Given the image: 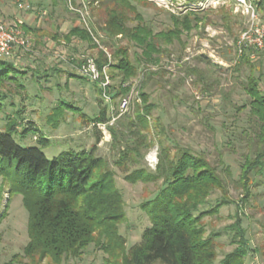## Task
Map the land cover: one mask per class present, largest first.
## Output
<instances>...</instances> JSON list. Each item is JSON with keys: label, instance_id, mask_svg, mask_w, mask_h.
Listing matches in <instances>:
<instances>
[{"label": "trees", "instance_id": "obj_1", "mask_svg": "<svg viewBox=\"0 0 264 264\" xmlns=\"http://www.w3.org/2000/svg\"><path fill=\"white\" fill-rule=\"evenodd\" d=\"M102 1L108 8L100 41L105 46L110 43V59L98 49L95 63L100 72L107 66L111 80L107 93L112 100L129 92L126 83L139 74L141 66L159 63L160 43L179 42L183 33L190 32L202 21L198 14L188 13L182 17L170 14L172 27L153 33L133 5L147 4L149 0ZM257 5L264 17V0ZM50 37L57 43H69L76 38L90 48H97L84 26L76 25L65 34L57 32ZM120 39L140 51H134L130 57L128 45L120 44ZM262 51L264 54V47L261 50L246 48L235 58L236 70L240 64L248 67L242 89L248 97L249 112L258 123L255 149L251 156L245 157L237 180V188L242 192L241 205L252 196L251 175H261L264 170V71L259 61ZM200 58L209 60L203 55ZM82 62L78 60L75 64ZM142 74H145V81L154 75L148 70ZM70 76L85 79L78 74ZM25 77V71L0 58V107L9 96H18L22 102V93L26 92L22 83ZM12 84L15 89H11ZM96 91L101 94L99 87ZM140 96L142 102L136 106L132 118H118L108 126L111 148L116 151L113 164L121 171L123 179L131 184L160 183L154 196L140 205L149 219V226L144 228L140 240L130 247L119 232L126 213L123 196L116 185V173L97 154L99 131H95V141L88 148H70L49 160L42 152L49 145V139L32 122L18 131L22 108L15 112L16 117L7 118L5 128L0 131V223L7 216L12 200L20 196L27 213L28 241L22 249L26 264H64L70 258H80L91 245L103 253L101 264H215L217 240L228 232L232 234L230 242L235 247L223 256L220 264H245L248 245L238 209L235 222L225 227L224 232L207 233L204 226L205 216L213 217L230 202L225 182L205 157L194 154L189 148L163 142V126L159 120L152 119L155 106L144 91ZM13 105L10 102L9 106ZM66 107L79 112L59 102L48 116L53 128L65 120ZM107 110L108 106L101 107L92 119L79 114L84 124L96 129L97 124L109 121ZM17 132L21 140L29 135L37 136V146H19L12 137ZM151 132L158 144L154 171L141 166L144 155L153 145L148 139ZM131 166L134 168L130 169ZM215 191L221 193V199L209 211H201ZM3 200L5 205L1 209Z\"/></svg>", "mask_w": 264, "mask_h": 264}, {"label": "rangeland", "instance_id": "obj_2", "mask_svg": "<svg viewBox=\"0 0 264 264\" xmlns=\"http://www.w3.org/2000/svg\"><path fill=\"white\" fill-rule=\"evenodd\" d=\"M31 1L34 7H38L40 16L49 18L48 21L54 23L60 20L61 27L66 25L64 33L73 26H84L80 15L75 12L81 10L86 13L90 31H94L96 36H102L101 27L104 25L105 10L108 8L102 0H53V4L51 0H47L45 5V0ZM37 1L43 5H38ZM200 1L149 0L147 4L133 3L153 33L165 32L172 27L170 14L177 17L188 13L198 14L202 21L190 32L183 33L179 42L159 44V63L141 66L139 74L126 83L129 90L132 85L137 86V92L130 107L123 113L118 110V102L122 97L105 100L102 91L99 95L96 91L98 86L95 87L93 82L87 78L70 76L81 75L77 70L79 65L75 62L86 58L95 60L98 49L101 50L99 45L95 43L97 48H90L86 42L73 38L69 43L60 41L55 44V41H48L51 45L54 42L53 47L50 45L38 49L34 41L29 39L30 52L16 50L13 58L3 59L25 71L26 77L22 83L26 94L22 93V104L18 96H9V99L3 102L5 107H0V131L5 128L7 118L15 116V112L22 108L18 131L23 125L27 126L32 122L42 135L49 139V145L42 149L49 160L70 148H88L95 141V131H99L101 136L97 154L104 158L116 173V185L123 196L126 213V219L120 225L119 232L126 239V246L130 247L140 240L144 228L149 226V219L140 205L154 196L160 183L131 184L123 179V174L113 164L116 151L111 148L108 126L115 123L114 121L109 124L112 116L119 120L132 118L136 106L142 102L140 94L144 91L155 106L152 119L159 120L163 126V142L189 148L194 154L205 157L226 184L230 202L223 205L213 217H204L207 233L224 232L225 227L235 222V212L238 209L248 245L245 264H264V170L261 175H251L254 182L251 187L252 196L243 205L240 202L242 192L237 188L240 166L247 155L253 154L258 133V123L249 112L248 97L242 89L248 67L240 64L238 70L235 68L234 46L244 27V19L232 14L230 7L213 3L212 0L200 10L187 9V4ZM45 19L42 18L43 21ZM99 43L109 53L110 43L108 46L101 41ZM120 44L128 45L130 57L134 51H140L126 40L120 39ZM200 55L209 60L200 58ZM259 61L264 71L263 51ZM145 70L154 73L148 81L144 80L145 74H142ZM46 74L48 76L44 77ZM10 87L15 89L13 84ZM10 102L14 104L13 107L9 106ZM59 102L77 108L90 119L98 115L101 107L108 106L107 116L110 115V119L103 123L104 129H101L99 124L94 129L92 125L83 123L78 111L66 107L65 120L53 128L48 116ZM12 137L21 147L37 146V136L29 135L21 140L17 132ZM155 138L151 132L148 139L152 140L153 145L144 155L141 165L151 171L155 169L154 162H157L158 154ZM132 168L134 166L130 169ZM3 196L6 198V194ZM220 199L221 193L213 192L207 204L200 210L209 211ZM4 205L5 200L2 201L1 209ZM26 222L27 213L21 205L20 196H17L10 203L7 216L0 223V264L9 261L13 264H26V259L22 258V249L28 241ZM231 235V232L224 233L217 240L215 264H220L223 256L235 247L230 242ZM102 257L103 253L91 245L80 258H70L64 264H101Z\"/></svg>", "mask_w": 264, "mask_h": 264}, {"label": "built area", "instance_id": "obj_3", "mask_svg": "<svg viewBox=\"0 0 264 264\" xmlns=\"http://www.w3.org/2000/svg\"><path fill=\"white\" fill-rule=\"evenodd\" d=\"M213 3H219L230 7L232 14L240 16L244 19V29L241 31L238 39L235 42L236 52L235 58L241 55L242 51L246 48H252L254 50H261L264 47V17L262 14V10L259 9L258 3L260 0H212ZM210 0H201L198 3L191 2L187 4V9L200 10L205 5L208 6ZM18 7L20 9L29 10L31 9L29 4L22 3L18 1ZM71 8V7H70ZM186 9V10H187ZM73 10V8H72ZM188 10V11H189ZM80 15V19L85 28L90 32L94 43L99 45L101 50L106 53L107 57L110 59L109 53L102 48L99 43L101 35H94L88 26L86 13L81 10H75ZM29 39L25 36L22 29L19 27V24H6L0 22V58L2 59H11L13 55H15L16 50H20L23 52H30ZM253 57V54H251ZM78 72L81 76L87 78L89 81L96 83L99 89L102 91V95L105 100H110V96L107 94V89L111 84L109 75L107 74V66L102 69L100 72L95 60L92 58H86L77 68ZM127 85V84H126ZM137 86L132 85L129 92L124 95L118 102V110L123 113L126 112L127 109L131 105V101H133L134 96L137 92ZM136 89V90H135ZM113 110V107L110 108ZM116 120V117L112 116L109 124H112ZM101 129L105 128L104 124L98 125ZM155 158V154L153 155ZM156 163L154 162V165Z\"/></svg>", "mask_w": 264, "mask_h": 264}, {"label": "crops", "instance_id": "obj_4", "mask_svg": "<svg viewBox=\"0 0 264 264\" xmlns=\"http://www.w3.org/2000/svg\"><path fill=\"white\" fill-rule=\"evenodd\" d=\"M18 1L29 4L31 9H20L18 7ZM43 3L44 5L47 4V0L43 1ZM51 3L53 4L54 1L51 0ZM37 4L43 5L42 2ZM37 8L34 7L33 1L31 0H0V22L6 24H19V27L24 32L25 36L31 41H34V45L38 46V49H43L46 46L48 47L51 45L50 43H47L48 41H55L51 39V34L57 32L65 34L64 31L66 30V25H63V28L60 26V20H58L59 23L48 21L49 18L45 19L42 15L40 16L41 12L38 13L39 11ZM44 12L45 11H43V13ZM50 15L51 13H49V16ZM42 18L45 20L43 21ZM53 45L54 42L51 47H53Z\"/></svg>", "mask_w": 264, "mask_h": 264}]
</instances>
